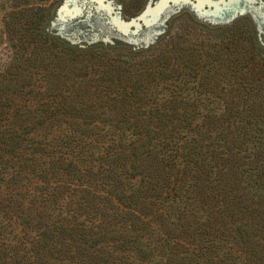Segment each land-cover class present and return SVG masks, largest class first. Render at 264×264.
Wrapping results in <instances>:
<instances>
[{
    "label": "trees",
    "instance_id": "trees-1",
    "mask_svg": "<svg viewBox=\"0 0 264 264\" xmlns=\"http://www.w3.org/2000/svg\"><path fill=\"white\" fill-rule=\"evenodd\" d=\"M37 1L0 75V264H264L255 26L83 48Z\"/></svg>",
    "mask_w": 264,
    "mask_h": 264
},
{
    "label": "rangeland",
    "instance_id": "rangeland-1",
    "mask_svg": "<svg viewBox=\"0 0 264 264\" xmlns=\"http://www.w3.org/2000/svg\"><path fill=\"white\" fill-rule=\"evenodd\" d=\"M24 4L31 8L39 3L37 0H0V75L6 77L17 62V49L13 46L21 43L11 30L23 35L21 27L30 30V26L22 25L26 15L22 23L16 22ZM43 5L54 19L49 22V30L63 34V40L72 46H102L107 40L120 48H145L147 40H158L168 33H181L182 25L188 26V29L184 27L187 29L184 35L195 34L196 29L187 20H181L189 15L195 22L211 27L248 21L255 26L264 47V0H47ZM64 5L67 10L60 16L64 22L59 23L56 21L58 12ZM130 23L134 24L128 27ZM166 25L168 28L164 33ZM196 34L209 41L201 33ZM25 36V40L30 38V34ZM25 46L30 45L25 43Z\"/></svg>",
    "mask_w": 264,
    "mask_h": 264
},
{
    "label": "water",
    "instance_id": "water-1",
    "mask_svg": "<svg viewBox=\"0 0 264 264\" xmlns=\"http://www.w3.org/2000/svg\"><path fill=\"white\" fill-rule=\"evenodd\" d=\"M66 8H67V5H64V6L61 7L60 11L58 12L59 15H58V18H57V20H56L57 22H58V21H59V23H60V22H64V19L62 20V18H60V16H61L62 12H65V11L67 10ZM60 20H61V21H60ZM166 22H167V21H165V23H166ZM133 24H134V23H130V24L128 25V27L132 26ZM166 28H167V25H166V27L164 28V29H165L164 32L166 31ZM159 33L161 34V31H160ZM159 33H158V34H159ZM59 35L62 36L63 38H65V36H64L63 34H59ZM259 38H260V36H259ZM155 41H156V40H150V41L147 40L146 43H145V44H146L145 46L147 47V46H149L150 44H153ZM106 42H108V41L106 40Z\"/></svg>",
    "mask_w": 264,
    "mask_h": 264
}]
</instances>
